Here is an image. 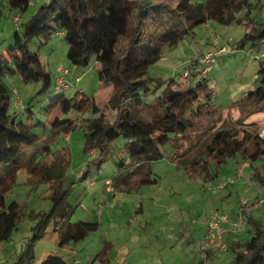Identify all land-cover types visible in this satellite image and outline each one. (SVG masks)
Wrapping results in <instances>:
<instances>
[{
    "label": "trees",
    "instance_id": "16d2710c",
    "mask_svg": "<svg viewBox=\"0 0 264 264\" xmlns=\"http://www.w3.org/2000/svg\"><path fill=\"white\" fill-rule=\"evenodd\" d=\"M6 1L10 7L26 9L31 0ZM254 8L256 12L252 14ZM242 10L245 14L239 17L238 13ZM211 19L225 25L235 21L248 24V31L234 43H229L234 49L248 44L261 47L264 42V1L260 0H178L176 7H171L163 0H48L24 23L22 32L15 31L7 51H0V247L10 240L18 227L20 205L17 201L8 200V190L13 188L16 174L27 165L26 161H33L29 168L26 166L30 173L38 169L40 173L43 172V181L52 182L50 197L53 201L49 211L39 213L41 217L33 227L34 235L15 264H33L35 244L44 238L51 224L59 235L62 247L84 240L100 225L98 219L74 221L70 216L72 209L66 208L69 189L64 188V179L71 161L70 150L60 147L64 152L60 153L56 161L58 165L46 163L50 154L61 150L52 147V137L59 128L73 129L77 119L58 116L53 121L52 132L42 138L32 130L34 123L29 120L34 113L33 99L28 104L24 103L23 108L10 112L12 93L5 80L7 75L18 74L26 82L41 80L42 86L38 93L49 91L52 85L51 73L41 60L39 51L30 48V41L38 38L44 44L54 34L61 35L69 44L68 58L73 64L88 66L92 58L96 57L100 79L106 85L113 86L108 106L116 117L112 122L101 113L88 119L85 151H98L93 160L97 168L114 159L120 167L116 177H109L114 185L133 183L139 188L158 182L152 161L164 157L167 143L173 144L171 156L180 160L181 141L187 130L194 126L193 117L200 116L203 107L206 106L210 113L221 107L213 101L214 86H211L209 76L213 68L208 72L202 71L198 59L201 54L193 58L184 77L173 76L167 80L157 79L156 82L146 77L150 65L161 58L165 45L175 46L198 24ZM145 25H154V29L146 32ZM124 37L126 42L122 44ZM221 47L216 46L214 49L216 61L219 55L229 49L227 45L226 51L218 52ZM256 58L261 61L260 82L238 102L253 105L256 111L264 112V51ZM199 72L203 74L202 77L195 83H189L190 76ZM54 87L45 106L48 113L52 114L55 110L58 113L69 112L72 109H91L97 113L102 108L84 91L76 90L69 96L65 92L68 88L59 87L56 83ZM15 94L16 104L20 98L19 92ZM212 106L215 108L212 109ZM39 124H43L42 121ZM120 137L124 141L121 149L126 150L129 162L125 159L127 156L114 158V152L119 148L116 141ZM257 138L261 139L258 135ZM26 148H30L27 156ZM40 154L45 158L41 160ZM207 154L214 155L215 161L208 156H199L185 167L191 175L202 177L207 184L217 181V185L225 180L219 177L222 162L238 154H241L242 159L256 160L264 155V148L257 144L250 153L243 140L229 128H222L213 135ZM25 157H28L26 161ZM84 174L88 176L89 171ZM253 177H259L261 182L264 180L259 171L253 172ZM214 186L209 188L213 192L222 189L214 191ZM233 233L231 231L226 235L231 236ZM226 235L228 247L221 250L231 249L234 252L232 261L227 264H264L262 221L255 220L251 238L245 242L233 237L226 238ZM202 250L206 251L208 259L211 249ZM41 264L68 263L60 256L49 255Z\"/></svg>",
    "mask_w": 264,
    "mask_h": 264
},
{
    "label": "rangeland",
    "instance_id": "374dc122",
    "mask_svg": "<svg viewBox=\"0 0 264 264\" xmlns=\"http://www.w3.org/2000/svg\"><path fill=\"white\" fill-rule=\"evenodd\" d=\"M47 1L31 0L26 9L10 7L6 0L0 1V51H7L15 31L22 32L24 23ZM163 1L176 7L178 0ZM262 1L264 0H260ZM258 5L261 3L258 2ZM255 12L254 8L252 14ZM244 14L245 11L242 10L238 16ZM16 16H19L17 21ZM144 28L146 32H150L154 25H145ZM248 28L245 22L235 21L225 25L211 19L198 24L194 31L187 33L175 46L163 47L161 58L151 64L146 73V77H150L153 82L173 76L182 77L187 74L193 58L199 54L214 50L216 46H229L226 52L218 56L209 72L210 84L214 86L213 101L221 107L210 113L205 106L200 116L193 117L195 124L187 130L181 141V161L171 156L172 143L164 146V157L152 161L158 182L139 188L133 183L113 184V190L107 189L105 181L107 177H116L120 167L111 159L97 168L93 160L98 151H85L88 119L101 113L112 122L116 117L108 106L113 86H106L100 79L99 63L95 56L88 66L75 65L70 61L69 44L64 36L54 34L44 44L38 38L30 41V48L39 51L41 60L50 71L52 85L49 91L38 93L42 86L41 80L26 82L18 74L7 75L5 80L12 93L10 112L18 109L13 90L17 88L19 98L25 103L28 104L33 99L34 113L29 120L34 123L32 130L42 138L52 132L50 129L54 128L53 121L58 116L77 119V125L73 129L59 128L52 137L51 144L54 149L67 147L70 150L71 161L66 169L64 188L69 189L66 208L72 209L71 219H98L100 222L99 229L90 232L84 240L64 247L60 246L59 235L51 224L44 238L35 244L33 264H41L49 255L60 256L68 264H227L232 261L234 252L231 249L212 248L206 259V251L202 250V242L206 237L205 224L212 210L228 215L229 221L242 217L241 229L233 233L242 242L251 238L255 220L264 224V203L258 206L253 203L256 198L264 197V187L261 186L264 185V180L261 182L259 177H253V172L256 171L264 177V155L250 161L242 159L241 154H238L222 162L220 179L233 180L216 192L209 188L217 181L207 184L202 177L191 175L185 165L199 156H208L215 161L214 155L207 154L208 145L215 132L222 128H229L236 137L243 140L250 153L256 149L257 144L264 148V135H261L264 134V112L256 111L253 105L238 102L260 82L261 61L256 56L264 51V42L261 47L248 44L239 49L229 45L240 39ZM125 42L124 37L121 43ZM60 65L71 70L68 77L74 85L77 83L74 88L65 89L66 94L72 96L76 90L86 92L102 107L99 112L95 113L91 109H72L62 113L55 110L52 114L46 112L45 106L55 88L56 68ZM78 75L82 78L76 82ZM202 75L200 72L195 76L191 75L189 83H195ZM211 108L214 109L215 106ZM39 121L43 124H39ZM116 143L119 148L114 152V158L127 156L126 150L121 149L123 138L120 137ZM25 150V155H29L30 148ZM62 152L63 148L60 152L50 154L46 163L58 165L56 161ZM39 158L42 160L45 157L40 154ZM125 159L126 162L130 161L128 156ZM243 161L248 166L244 173L238 174L236 167ZM32 162L26 161L25 164L29 168ZM26 166L18 170L16 183L11 191L8 190V200L17 201L20 205V219L10 240L0 247V264L16 263L34 235L33 227L41 217L39 213L49 211L53 205L50 197L52 182L43 181V172L40 173L37 169L35 173H30ZM86 171H89L88 176H84ZM8 182L10 189V181ZM229 237L230 234H227L226 238Z\"/></svg>",
    "mask_w": 264,
    "mask_h": 264
},
{
    "label": "built area",
    "instance_id": "2783aa9c",
    "mask_svg": "<svg viewBox=\"0 0 264 264\" xmlns=\"http://www.w3.org/2000/svg\"><path fill=\"white\" fill-rule=\"evenodd\" d=\"M16 21L19 19V16H16ZM62 34L63 32H59ZM227 45H223L218 52L226 51ZM199 62L200 67L202 68L203 72H208L213 68V65L216 61V51L210 50L206 53H203L199 56ZM70 73L69 68L64 67L63 65H60L56 68V84L59 87L62 88H71L74 83L72 80L67 78V74ZM82 76H76V82L80 81ZM77 83H75L76 85ZM15 93H18V89H14ZM16 106L18 108H23L24 103L22 100H16ZM264 130L262 131V133ZM262 136L264 134H261ZM248 166V163L243 161L239 164L237 172L238 174H242L245 172L246 167ZM233 178H228V180H222L219 184L215 185L213 187V190H217L219 188L226 187L228 183L232 182ZM107 189L113 190V183L111 179H107ZM245 203H248L246 200H243ZM264 202V197L262 198H256L255 206L260 205ZM229 223V225H227ZM243 223V218L240 217L239 220H230L228 215L224 213H220L217 210H212L210 217L207 219V231H206V237L202 242V249H212V248H218V249H226L228 247L227 242L225 241V235L228 232L231 231H238L241 229V225Z\"/></svg>",
    "mask_w": 264,
    "mask_h": 264
},
{
    "label": "crops",
    "instance_id": "0c3cea01",
    "mask_svg": "<svg viewBox=\"0 0 264 264\" xmlns=\"http://www.w3.org/2000/svg\"><path fill=\"white\" fill-rule=\"evenodd\" d=\"M69 70H70V69H69ZM70 73H71V70H70ZM78 74H79V73H78ZM68 76H69V75L67 74V78L69 79L70 76H69V77H68ZM78 76H81V75H78ZM106 86H109V85H106ZM13 90H14V89H13ZM20 100H22V99H20ZM23 103H25V102L23 101ZM107 179H110V178L107 177V178H106V181H107ZM106 181H105V183H106ZM205 227H206V224H205ZM205 233H206V232H205ZM230 237H233V238L238 239L237 236H235V235H232V236H230Z\"/></svg>",
    "mask_w": 264,
    "mask_h": 264
}]
</instances>
